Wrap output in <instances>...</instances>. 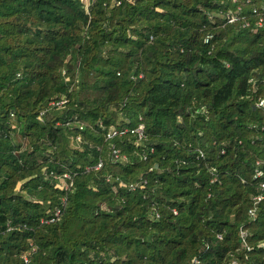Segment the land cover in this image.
<instances>
[{"label":"trees","instance_id":"obj_1","mask_svg":"<svg viewBox=\"0 0 264 264\" xmlns=\"http://www.w3.org/2000/svg\"><path fill=\"white\" fill-rule=\"evenodd\" d=\"M261 1L0 0V264H264Z\"/></svg>","mask_w":264,"mask_h":264},{"label":"built area","instance_id":"obj_2","mask_svg":"<svg viewBox=\"0 0 264 264\" xmlns=\"http://www.w3.org/2000/svg\"><path fill=\"white\" fill-rule=\"evenodd\" d=\"M81 1L83 2L85 9L87 10L88 9V5H89L88 2H87V0H81ZM245 2L246 3H249L250 0H245ZM251 14H253V15H255L257 17L256 23H255L257 27H260V26L264 25V18H263V15H264V1H261L258 6L253 5L251 7ZM223 18H225L227 22H233V21L238 20V19H244L245 16L242 14V9L238 6V7L235 8L234 11L225 12L223 14ZM243 25L244 26H247L248 25V21H244L243 22ZM209 37L210 36H206L204 38V41H208ZM62 103H63V100L62 101H58V102H50L49 105H51V106L52 105H59V104H62ZM258 105L259 106H264V98L259 101ZM42 113L43 112L40 113V116L42 115ZM40 116L38 118H40ZM141 129H142V125L139 124L138 127L135 130H133L132 132L137 133L138 138H140L141 137ZM125 131L126 130H122L119 133H124ZM116 132H117L116 130L111 129V131L108 134V136H113L114 134H116ZM76 139L79 140V137H76ZM111 153H112V155H113L114 158H117V156H118V150L116 148H114L113 145L111 146ZM256 163H258V162H256ZM100 167H101V162L99 161L94 166V169H99ZM255 176L256 177L264 176V168H258L257 167L255 169ZM62 178L63 179L61 181L57 182L55 184V186L58 187V188H60V189H67L70 186V184H71L70 176L67 173H64L62 175ZM260 186H261V188H264V181L261 182ZM263 198H264V194H262V193L254 196L253 197V203H254V205H256ZM253 212H254V209L251 210V214ZM58 215H59V210L56 209L55 212H54V214H53V217L50 218L49 220H47L46 222H52V221H54L55 218L57 219ZM217 237L218 238H221V236L219 234L217 235ZM245 237H246L245 232L241 230L240 231V238H241L242 244H244V245H245ZM23 258L26 261V257L23 256ZM199 263L200 262H199L198 259H196V258L192 259V264H199ZM231 264H235V261H232Z\"/></svg>","mask_w":264,"mask_h":264}]
</instances>
